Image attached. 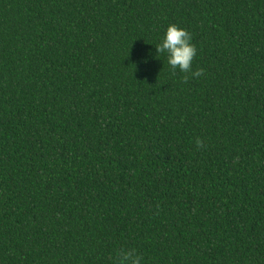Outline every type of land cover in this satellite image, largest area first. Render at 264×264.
Listing matches in <instances>:
<instances>
[{
	"label": "trees",
	"instance_id": "obj_1",
	"mask_svg": "<svg viewBox=\"0 0 264 264\" xmlns=\"http://www.w3.org/2000/svg\"><path fill=\"white\" fill-rule=\"evenodd\" d=\"M130 248L264 264V0H0V264Z\"/></svg>",
	"mask_w": 264,
	"mask_h": 264
},
{
	"label": "clouds",
	"instance_id": "obj_2",
	"mask_svg": "<svg viewBox=\"0 0 264 264\" xmlns=\"http://www.w3.org/2000/svg\"><path fill=\"white\" fill-rule=\"evenodd\" d=\"M156 56L158 54L166 55L169 66L180 72L189 73L191 77L196 78L203 74L204 69L200 68L192 71V62L197 55V48L192 43L191 33L176 25L169 24L164 31L160 42L155 45ZM185 82L188 76L184 77ZM197 146H202V141H196ZM143 257L135 248H130L123 252H119L116 257L115 264H142Z\"/></svg>",
	"mask_w": 264,
	"mask_h": 264
}]
</instances>
